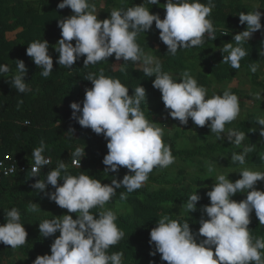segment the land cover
Wrapping results in <instances>:
<instances>
[{
	"label": "clouds",
	"instance_id": "9594fccd",
	"mask_svg": "<svg viewBox=\"0 0 264 264\" xmlns=\"http://www.w3.org/2000/svg\"><path fill=\"white\" fill-rule=\"evenodd\" d=\"M147 3L159 5L160 0H147ZM65 7L72 10V15L57 21L61 30L54 47L59 54L58 65L71 68L81 56L85 68L113 55L116 61L142 62L144 75L155 77L152 86L160 91L171 118L181 125H187L191 118L196 126H207L216 140L226 138L237 147L242 144L245 132L225 128L240 114L236 94L225 90L209 97L207 89L198 85L188 71L178 78L162 71L161 61L146 54L137 43L138 34L150 30L155 22L159 38L171 55H176L178 49L202 47L206 35L211 40L216 38V30L209 19L215 7L213 0H207V4L200 0H165L163 19L150 12L143 3L114 8L102 20L98 19L96 5L91 0H60L57 8ZM257 8L239 14V23L246 24V28L233 36L235 46L227 42L220 48L222 62L233 69H239L241 59L248 55L242 45L262 28V13ZM72 41H75L74 45ZM48 49L49 42L44 39L35 40L26 48V55L42 69L40 75L45 78L53 70ZM259 55L264 56V49ZM16 69L8 82L20 93L31 91L24 79L27 68L23 60H16ZM9 70L8 65L0 64V74ZM251 70L255 72L256 66L253 65ZM84 79L91 81L92 87L85 89L82 106L80 102L70 103L72 116L81 127L90 128L97 135L103 134L106 139L108 151L102 160L106 166L104 171L118 173L124 167L128 172L119 180L113 176L111 183H102L84 172L70 174L68 166L61 160L47 172L45 179L36 180L32 188L44 191L51 185L55 190L45 194L67 213L39 222L43 237L53 236L57 231L59 235L50 245L51 254L37 255L32 264H122L123 253L109 255L107 250L117 245L125 233L117 226L116 212L104 209V206L116 195L117 189H126V193H120V199L126 200L127 193L144 186L154 168L165 169L175 162L170 146L162 139L164 128L150 121L141 109V103L146 104V90L141 84L129 95L128 87L119 79L105 76L103 69L98 75L88 72ZM255 95L259 100L264 99L261 92ZM256 123L262 126L260 135L264 137V118L258 117ZM46 147L41 140L39 147L32 149V176L39 175L43 166L51 164V159L42 154ZM252 151V147H245L241 152L233 153L231 160L244 165L247 154ZM85 154L84 146L76 147L71 153L73 166L80 168ZM0 167H3L2 162ZM207 171L209 174L215 171L211 162L207 163ZM15 172V166L5 169V174ZM239 174L240 178L234 182L225 174L215 176V182L206 193L210 203L202 206L208 218L201 217L196 232L186 220L181 223L168 215L161 216L150 229L149 244H154V251L149 254L159 253L160 259L167 264H264V239L253 240L248 227L253 211L259 223L264 225V191L255 187L258 181H264V171L245 167ZM58 180L63 183L58 184ZM237 193H244L245 198L232 199ZM199 199L196 192L191 194L184 204L185 210L194 212ZM94 208L104 210L93 214ZM28 211L38 212L41 208L32 202ZM71 213H75V219ZM4 219L5 222L0 224V242L12 249L25 245L28 233L21 223L20 211L13 207L6 211Z\"/></svg>",
	"mask_w": 264,
	"mask_h": 264
},
{
	"label": "trees",
	"instance_id": "16d2710c",
	"mask_svg": "<svg viewBox=\"0 0 264 264\" xmlns=\"http://www.w3.org/2000/svg\"><path fill=\"white\" fill-rule=\"evenodd\" d=\"M59 2L60 0H0V64H6L10 69L8 73L0 74V161L8 168L16 167L15 173H9L0 180V224L5 222L6 211L14 207L20 211L21 223L28 233L27 243L17 249L0 242V264H32L37 255L51 254L50 245L59 231L53 236L43 237L38 224L53 216H62L67 210H49V203L55 204L45 194L55 190L51 185L44 191L36 190L32 185L36 180L45 179L47 172L54 169L61 160L68 166L70 174L84 172L102 183H111L113 176L119 180L128 172V169L121 167L118 173L107 174L104 171L106 166L102 163L108 151L103 134L97 135L90 128L81 127L72 116L70 103L80 102L82 106L85 89L92 87L91 81L84 79L88 72L98 75L99 70L103 69L105 76L119 79L128 87L129 95L140 84L145 88L146 104L142 102L141 109L150 121L164 129L166 125L172 128L171 133L165 134L162 139L170 146L175 160L185 162L202 159L217 162L219 158H224L230 160L228 166L234 169L241 165L234 163L231 155L241 152L240 148L252 147L253 151L247 154L244 165L257 166L264 163V143L259 141V138L264 137L260 135L262 126L256 123L258 117L255 113H249L245 121L236 128H231L246 134L242 144L237 147L227 139L216 140L207 126H196L191 118L187 125H181L178 120L171 118L163 105L160 91L152 86L155 77H146L136 63L116 61L113 55L108 60L87 68L83 66V56L71 68L58 65L56 61L59 54L54 47L60 39L61 30L57 21L72 15V10L68 7L58 9ZM200 2L207 4V0ZM92 3L103 19L110 14L112 8H127L141 3L150 12L159 14L161 19L165 15V0H160L159 5H150L147 0H92ZM213 4L215 7L209 19L216 30V38L211 40L205 37L202 47L178 49L176 55H171L159 38L155 22L147 35H138L137 43L145 53L161 61L162 71L177 78L188 71L198 85L206 89L213 82L226 84L236 81V75L243 70L251 78V88L258 86L264 90V82H257L256 74L249 72L253 65L256 66L264 59L259 55L264 47L262 35L252 34L249 41L242 45L248 55L241 59L239 69L223 63L220 51L224 43L231 42L235 46L233 36L246 28V24L239 23V14L251 12L250 8L243 5L242 0H213ZM12 33L13 37L7 38V34ZM42 39L49 42L48 52L53 59V70L47 78L40 75L42 69L26 55L27 45ZM72 43L74 45L75 41ZM16 60H23L25 63L27 73L24 79L31 91L20 93L8 82L16 74ZM225 90L238 95L236 87ZM248 92L254 93L252 89ZM25 121L29 123L25 124ZM41 140L47 145L42 154L51 159V164L43 166L39 175L32 176L31 153L32 149L39 147ZM83 146L86 154L78 168L72 165L71 153L76 147ZM62 183V180H58V184ZM211 187L205 178L196 177L190 182L181 170L169 174L166 168H154L144 186L127 193L126 200L120 199V193H126V189H117L116 195L104 209L116 212L117 226L125 235L117 245L110 246L108 254L123 253L122 264H167L160 259L159 253L155 256L149 254L154 251V244H149L150 229L156 226L161 216L168 215L181 223L188 221L190 228L196 232L201 217L208 218L203 213L202 206L210 203L206 193ZM194 192L200 199L196 202V210L189 213L184 204ZM244 198V193H237L232 197L237 201ZM32 202L37 203L41 211H28ZM104 209L94 208L91 211L98 214ZM71 215L73 219L76 218L75 213ZM248 227L253 240L264 239V225L259 223L254 211Z\"/></svg>",
	"mask_w": 264,
	"mask_h": 264
},
{
	"label": "rangeland",
	"instance_id": "374dc122",
	"mask_svg": "<svg viewBox=\"0 0 264 264\" xmlns=\"http://www.w3.org/2000/svg\"><path fill=\"white\" fill-rule=\"evenodd\" d=\"M91 2H92V0H91ZM100 6H102L101 3H100ZM112 9H114V8H112ZM98 19L102 20L103 18H101L98 15ZM147 34H148V31H146L145 33L141 32L138 35H147ZM12 37H13V33L7 34V38H12ZM146 54H148V53H146ZM148 55H150V54H148ZM137 66H139L142 69V62L137 64ZM251 69H249V72H253ZM236 77L237 78L234 79L236 81L232 80L230 83H226V84H219V83L213 82L207 88V95L209 97H211L213 94H222V92L226 88L231 89L233 87H236V89H238V95L237 96H238V98L241 99V102H239L240 114L234 121L226 124V126H225L226 130L231 129V128H236L238 124H240L246 120V117L249 113H255L257 115V117L264 118V101L263 100H256L255 101L249 97L248 91H251V89H252L253 92H255V90H256L253 87L249 89V87L252 85L251 78L246 73H244L243 70H241L236 75ZM255 87H257V86H255ZM163 126H165V125H163ZM181 128H184V127H181ZM164 130H165V134H170L172 128L170 129V127H168V125H166V129H164ZM222 135H224V134H222ZM214 138H216L215 134H214ZM259 141L264 143V138H259ZM243 149L244 148H240L239 151H242ZM208 162H211V161L202 160V159H193V160H188V161L182 162L179 160H175V162L172 165H170L168 168H166V171L169 174H175L177 171L181 170L183 172V174L185 175V177L188 180H190V182L196 177H202V178H205L206 180H208V182L211 186L215 182V176L218 174H225L228 176V178L231 181L234 182L236 179L240 178L239 171L242 168L246 167V168L254 170V171H264V163H261L260 165H257V166L241 165L237 168L230 169L228 166V164L230 163V160L224 159V158H219L217 162H211L215 166V171L213 173L209 174L207 171V163ZM209 175H211V177H208ZM255 187L264 191V181H258L257 184L255 185ZM49 207H50L49 208L50 211H55L57 209H61L58 205H56L54 203H49Z\"/></svg>",
	"mask_w": 264,
	"mask_h": 264
},
{
	"label": "crops",
	"instance_id": "0c3cea01",
	"mask_svg": "<svg viewBox=\"0 0 264 264\" xmlns=\"http://www.w3.org/2000/svg\"><path fill=\"white\" fill-rule=\"evenodd\" d=\"M243 5H245L246 7L250 8L251 12L255 10V8L258 6L257 10L260 11L262 13L261 15V25L262 28L261 30H258L256 32H254V35H262L264 37V0H242ZM264 49V47L261 48V50ZM260 50V51H261ZM264 57V56H263ZM256 74V79L257 82L261 81L264 82V59L260 60L258 62V64L256 65V71L254 72ZM251 88V86L249 87V89ZM255 92H248L249 93V97L252 98L253 100H259L256 98V93L257 92H261V95L264 96V90L260 87H255ZM264 101V99H262Z\"/></svg>",
	"mask_w": 264,
	"mask_h": 264
},
{
	"label": "built area",
	"instance_id": "2783aa9c",
	"mask_svg": "<svg viewBox=\"0 0 264 264\" xmlns=\"http://www.w3.org/2000/svg\"><path fill=\"white\" fill-rule=\"evenodd\" d=\"M205 37L208 38L207 35ZM2 164H3V167H0V180L2 179L3 176H7L8 175V174H5V169H8V167H6L3 162H2Z\"/></svg>",
	"mask_w": 264,
	"mask_h": 264
}]
</instances>
